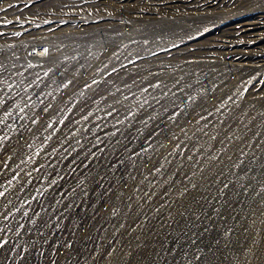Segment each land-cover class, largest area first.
<instances>
[{
  "label": "rangeland",
  "instance_id": "obj_1",
  "mask_svg": "<svg viewBox=\"0 0 264 264\" xmlns=\"http://www.w3.org/2000/svg\"><path fill=\"white\" fill-rule=\"evenodd\" d=\"M55 7L50 4L51 10L45 12L61 16ZM35 16L34 20H43L40 23L51 20L44 12ZM47 32L26 30L0 43V147L13 142L23 129H34L30 147L0 173V233L6 237L0 242V264H264V187H247L248 165L239 155L243 148L233 147L230 138L234 126L241 127L238 104L216 103L214 109L211 95L191 98L187 92L141 91V83L154 84L153 78L134 81L127 75L93 79L99 80L94 81L96 88L104 92L138 90L131 92L138 110L152 112L153 119H161L160 124L172 131L176 126L186 128L182 149L132 202L116 208L111 218L96 221L91 238L84 242L71 238L69 256H54L63 237L60 233L73 230L77 217L91 210L85 203L91 193H104L95 191V179L110 168L99 165L86 180L75 177L68 185L62 182L63 165L73 162L72 156L85 157L97 146L114 152L124 145L129 131L140 127L127 126L128 113L101 107L89 91L78 96L69 111L53 109L50 126L36 127L35 111L42 102L52 100L50 91L62 88L68 78L74 90L86 87L77 84L78 74H70L71 66L57 68L50 59L34 65L22 62L24 41L42 39L44 43L50 40L51 35H42ZM61 35L76 38L63 33L53 38ZM178 60L174 57L156 65L176 68ZM172 74L178 82H197L187 71L179 77L177 72ZM206 82L202 90L207 89ZM120 101L115 104L126 105ZM67 118L69 122L77 119L78 125L66 126ZM189 118L192 122L185 124ZM242 129L244 147L250 131ZM67 189L71 197H64ZM72 230L66 237H71Z\"/></svg>",
  "mask_w": 264,
  "mask_h": 264
},
{
  "label": "bare ground",
  "instance_id": "obj_2",
  "mask_svg": "<svg viewBox=\"0 0 264 264\" xmlns=\"http://www.w3.org/2000/svg\"><path fill=\"white\" fill-rule=\"evenodd\" d=\"M50 4L62 15L46 13ZM42 12L51 20H34ZM26 30L51 36L44 43L24 41L22 62L50 59L57 68L71 66L80 88L94 76L152 77L154 84L142 82L141 91L211 95L214 109L216 103L238 104L241 127L234 126L231 143L243 148L247 187H264V0H0V43ZM56 33L76 38H53ZM174 57L176 68L156 65ZM186 71L195 84L172 74ZM242 128L250 131L244 147Z\"/></svg>",
  "mask_w": 264,
  "mask_h": 264
},
{
  "label": "built area",
  "instance_id": "obj_3",
  "mask_svg": "<svg viewBox=\"0 0 264 264\" xmlns=\"http://www.w3.org/2000/svg\"><path fill=\"white\" fill-rule=\"evenodd\" d=\"M37 47L45 49L43 45H38ZM85 75L83 73V76ZM68 79L65 83L66 87L49 92L53 96L51 97L52 100L50 99L48 102L56 104L42 102L41 107H37L34 114L36 127L40 128L41 125L43 127L50 126L52 124L51 111L53 109L59 108L67 112L78 101V96L82 95L84 91H89V94L95 96L94 101L98 105L99 103L103 104H100L101 107L104 108V105H109L116 110L118 109L119 113L116 112L118 114L126 115L128 113V119L125 120L127 126L140 127V130L129 131L124 139V145L119 149L116 148L114 152H110L109 147L97 146L91 153H86L85 157L72 156L74 158L73 162L68 161L63 165L65 175L62 174L61 178L62 182L67 181L68 185L72 184L75 177H81L84 180L90 172H95L94 169L102 167L99 165L108 164L111 169L106 168L107 171L104 174H100L96 179L93 178L97 184L95 191L101 190L104 193L101 196L94 195V192L91 193L92 201L88 200L85 202L91 210L77 217L73 230L72 228L68 229L69 231L72 230L70 233L71 237H66L69 231L64 234H62L63 231L60 233L63 237H61L62 239L54 251V256L57 259H65L69 256L72 250L71 238L77 242L88 240L95 232L96 221L111 218L116 208L123 203H128V201L132 202L139 191L148 187L150 183L152 184L165 171L167 163L173 160L182 149V139L185 137L173 136L172 133L175 131H186L185 127L178 129L177 126L172 131V128L160 124V121H156L157 118L153 119L152 112L149 114L142 113L135 104L131 103L134 102V97L131 96L133 93L130 91H117L110 88V90L106 89L104 92L103 89L96 88L98 85L94 81L99 80L92 79L88 80V85L83 90L76 93L74 92L75 84ZM117 100H127L126 105H116ZM146 103L147 101L142 103V106ZM77 121L76 119L69 122L68 119L65 125L70 127L74 123V126H77ZM61 122L58 124L60 125ZM189 131H191L190 128ZM33 132L34 129H23L15 134L13 142L5 147H0V173L7 169L9 163L18 153H22L30 147L34 139ZM61 163L63 164L62 160H60ZM97 163H99L98 166H96ZM63 195L64 197H71V189H67ZM84 206V203L81 204L82 208ZM5 238L0 233V242H3ZM48 264L50 263L48 262Z\"/></svg>",
  "mask_w": 264,
  "mask_h": 264
}]
</instances>
